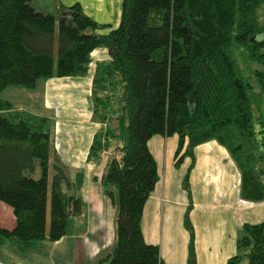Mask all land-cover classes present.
I'll list each match as a JSON object with an SVG mask.
<instances>
[{
	"label": "trees",
	"instance_id": "1",
	"mask_svg": "<svg viewBox=\"0 0 264 264\" xmlns=\"http://www.w3.org/2000/svg\"><path fill=\"white\" fill-rule=\"evenodd\" d=\"M57 10L54 16L30 0H0V93L84 75L93 49L106 48L109 61L93 82L109 105L117 92L121 107L116 125L96 132L89 146V155L98 154L117 142L100 178L116 203L115 237L98 264H164L141 229L143 206L159 178L148 147L154 135L177 136L175 166L185 156L193 160L196 145L216 140L240 171L243 197L264 200V0H122L117 26L102 34L97 29L110 25L93 20L78 2ZM91 97L96 113L101 96L92 89ZM10 108L0 97V201L15 218L12 228L0 226V245L14 239L15 250L25 252L36 240L61 239L69 217L84 212V169L70 172L59 163L45 117ZM183 186L189 193L188 174ZM189 208L186 264H196ZM241 230L236 247L245 253L224 264L244 258L264 264V220Z\"/></svg>",
	"mask_w": 264,
	"mask_h": 264
},
{
	"label": "crops",
	"instance_id": "2",
	"mask_svg": "<svg viewBox=\"0 0 264 264\" xmlns=\"http://www.w3.org/2000/svg\"><path fill=\"white\" fill-rule=\"evenodd\" d=\"M121 1L58 0L55 2L53 0V4L49 0H42V4H40L41 0H34V5L32 6L37 11L51 13V11L43 9V7L48 5L53 7L55 5L57 9L58 4L70 6L78 2L83 11L93 20L110 25V27L97 29L96 32L102 34L117 26L121 12ZM110 18L116 20L113 23L114 26ZM96 49H93L91 54L99 51L104 60V52ZM87 73L88 70L81 77L90 78V75L87 76ZM59 78L50 77L41 80L43 81L41 84L43 88L41 94L45 102V104H40L41 109H37L38 105H35L36 92H26L28 94H24L26 90H21L19 93L23 94L26 100H31V103H19L16 105L12 100L10 102L9 99H5L11 103V108L7 112L18 113L21 116L36 115L50 120L54 115L48 114L47 110L51 109V106L53 107L52 103L55 101L51 97L59 96L58 88L65 82L64 80H58ZM90 81H93V79H90ZM39 83L38 81L35 87ZM91 84L73 87L68 92V100L77 103L78 100L84 98L88 99L89 102ZM74 92L75 96L73 98L71 96ZM16 100L18 99L16 98ZM30 106L32 111L28 110ZM79 110H76L74 113L67 110L63 114V123H66L64 121L67 119L71 121L74 115L80 119L81 114ZM85 113H87L85 114L86 116L82 118L86 122L79 124L84 125L85 129H87L84 139L80 137L77 130H73L74 128L77 129L75 126L77 125L76 120H74L72 130H70L71 134L69 133L70 131L61 132L60 141L56 142L53 147V151L63 167L70 171L74 170L73 172H76L79 168L84 169V180L80 189V195L85 206L83 222L80 223V232L76 235L66 233L57 241L40 240L42 243L41 251L33 250L38 257L36 263L21 262L19 252L17 251L18 257H15L16 250L10 248L11 251H15L5 264L12 262L21 264H73L76 261L85 264L86 261L91 262L98 258L97 252L99 250L100 238H102V232L108 225L107 204L110 203V200L104 194L100 180L107 160L103 163L102 159H99V153H91L89 155V146L93 135L97 132L94 131L93 125L99 124V122L91 114L92 111L89 105ZM64 127L67 128V125L64 124ZM54 132L50 128V139ZM81 140H83L82 143ZM148 147L156 161L159 178L143 206L141 229L146 242L159 246V254L164 264H186L189 232L184 222L187 207L190 203L188 221L191 223L194 232L196 264H224L231 256L237 254L236 239L241 232L243 224L258 223L264 218V200L252 201L243 197L241 193L240 171L239 169L237 170L238 167L229 151L216 140H207L196 145L193 149V160L190 156H185L178 166H175L177 159L176 135H154L149 139ZM184 147L185 144L178 156L184 152ZM197 167L198 169L200 168L198 172L195 171ZM184 170L188 174L190 190L192 189L191 191L189 190V193L183 186L184 175L186 174ZM193 171L197 172V176H201L200 178L206 177V182L208 183V186L205 188L206 190H203L202 186L199 185L192 186L193 177L195 180ZM197 176L196 178L199 179ZM221 198L227 200L225 206L221 205ZM214 200H217L221 207L215 205L213 203ZM3 215L4 210L1 218ZM14 219L11 222L9 221L10 226L3 227L12 228ZM95 236L96 240L94 239ZM65 240L67 245L63 246ZM0 247L2 246L0 245ZM59 248L65 250L64 257L62 258L60 257ZM61 249L60 251L62 252ZM53 251L56 252L53 253ZM57 258L60 260V263L57 262ZM244 263L243 261L241 264Z\"/></svg>",
	"mask_w": 264,
	"mask_h": 264
},
{
	"label": "rangeland",
	"instance_id": "3",
	"mask_svg": "<svg viewBox=\"0 0 264 264\" xmlns=\"http://www.w3.org/2000/svg\"><path fill=\"white\" fill-rule=\"evenodd\" d=\"M49 1L53 2V0H49ZM56 1H58V0H55V2ZM30 4L34 5V0H30ZM40 4H42V0H41ZM43 4H47V3H43ZM53 4H54V2H53ZM43 9H47L48 11H51L52 15L57 16L58 10L56 9L55 5H53V7H50V5H48L46 7H43ZM112 15H113V12H112ZM110 19H111L110 21H111L112 25L114 26L113 23L116 20H113V18H110ZM260 19L264 20V12H262V11H261V18ZM96 50H102V52H104V60H103V57L101 56V53L99 51L98 52L97 51L93 52L91 54L90 62L88 64V66H89L88 67V73H87V76L90 75V78L81 77L82 75H78V76H73V77H60L58 79V80H64L65 82H63L58 88L59 89V91H58L59 96H52L51 97L55 101H53V103H52L53 107L51 106V109L47 110L48 114L54 115L53 118H51L47 122V125L50 126V128H52L53 131H55L53 133V135L51 136V145H52V147H54L56 142L58 143L60 141L61 132H63V131H68L69 132L70 130H72V125L74 123L73 122L74 120H76V124L77 125H75V126L77 127V129L74 128L73 130H77L79 132V134H80V137L82 139H84L87 129H85L84 125H79V124H82V123L84 124L86 122V120L83 119L82 117L86 116L85 114H87V113H85V111H87V106L88 105L91 107V111H92L91 114L94 116L95 120L99 122V124H94L93 125L94 128H95L94 131L98 132L99 130H104L108 126H115L116 123H117L116 119L114 117L116 116V114H118L119 109L121 107L120 102H119V94L116 92V94L113 96L112 100L110 101V105H109L108 103H106L105 98L102 97L103 90L100 88L101 86H100L99 82L90 81V79H93L94 76L100 77L102 75L101 74V72H102L101 69H102L103 65L107 64L108 61H109L107 50H106L105 47L99 46V47H97ZM41 80H43V79H39V82H40L39 85L37 87H35L33 90H31V91H29L30 89H24L21 86H8L0 93V97L3 98V99H9L10 102L12 100L13 103L16 104V105H18L19 103L20 104H25V103L26 104H28V103L30 104L31 100L30 101L26 100V98L23 96V94H21L19 92H21V90H26L24 92V94H28L26 92H32V93L36 92L35 94H37L36 95L37 98H35V105H38L37 109H41V105L40 104H45L43 96L41 94L42 89H43L41 87V84H42L43 81H41ZM91 82H92V84H91ZM87 84H91V86H90L91 95H92V89H93L94 90V95L101 96V101L99 103L98 111L96 113L93 111L94 107H93V100H92L91 96H89V102H88V99L86 100L84 98L81 99V100H78L77 103H75L74 101L68 100V95H69L68 92L71 91V89L73 87H77V86H81V85H87ZM18 88H21V89H18ZM110 93L111 92L108 91L107 95H109ZM73 96H75V92L72 94L71 97H73ZM16 98L18 100H16ZM260 105L262 106L261 111L264 114V96L260 100ZM78 109H80L79 110L80 111L79 113L81 114V118L80 119H78L77 116L74 115V117H72L71 121H68V119H67L66 121H64L66 123H63V121H62L63 114H65V112L67 110H70L71 112L74 113ZM28 110H31V106L28 108ZM101 113H107V116H108L109 120H105L104 122L99 121V115ZM64 124L67 125V128L64 127ZM256 129H257V131L260 130V128L258 126H257ZM69 133L71 134V131ZM82 141L83 140H81V143H82ZM116 144H117V142L113 141L107 151L102 150V151L99 152V154H100L99 155V159L101 158L103 163H104L105 160H108V157H110L112 155L114 156V155L117 154V150L115 149ZM52 162H53V156L51 155V158H50L51 166H52ZM261 163L264 164V155H263L262 160H261V162L259 164L261 165ZM199 169L197 167L195 169V171L198 172ZM237 170H238V168H237ZM52 171H53L52 168H50V172H52ZM73 171H70V172H73ZM195 171H193L194 176H195V180H194V177H193V181L191 183L192 186L199 185V186H202L203 190H206L205 188H206V186H208V183L206 182V177L200 178L201 176H197L198 173L195 172ZM223 171H225V170H223ZM186 174H187V172H186ZM38 175H39V169L36 166V170L33 173V176L37 177ZM196 176L199 177V179H197ZM262 182L264 184V176H262ZM188 190H190V184L189 183H188ZM199 194H200V191H199ZM221 200H222L221 205L225 206L226 203H227V200L226 199L223 200L222 198H221ZM213 203L215 205H217L218 207H221V206H219L220 204H219V202L217 200H214ZM107 205H108V207H107V221H108V225L104 229V231L102 232V234H103L101 236L102 238H100L99 250L97 252L98 258H96L95 260H92L91 261L92 263L86 261L85 264H98L100 258H102L107 252H110L111 247L113 246L114 237H115V233H114L115 224L114 223H115L116 203L113 204L110 201V203H108ZM3 210H4V215H3V217H2L3 219H2L1 216H2ZM83 215H84V212L81 214V216L77 215V216L69 217V219L67 221V225H66V229H67L66 233H68L70 235L71 234H75L76 235V234H78L80 232V223L83 222ZM12 216H13V213H12L11 208L9 206H7L4 202L0 201V224H2L0 226H10L9 223L14 218V216H13V218H12ZM262 220H264V218ZM241 234H242V230H241L240 234H238V237ZM94 239L96 240V236L94 237ZM69 242H70V239H69ZM64 243H63L64 244L63 246H66L67 245L66 240H65ZM15 244L16 243H15L14 239H8V240H6V242L1 244L2 247H0V264H5L7 259H9V257L13 254V252L15 250L11 251L10 248H14L15 249ZM41 244L42 243H41L40 240H36V241L33 242L31 248H29L25 252H19V256H21L20 261L24 262V263H36V261H38V257L36 256V254L34 253L33 250L42 249V245ZM60 249L61 248H59V253L61 254L60 257L62 258V257H64L65 250L61 249L62 250V252H61ZM245 250L246 249H240L238 251V249H237L236 252L239 253L240 255H242V254L245 253ZM16 252L17 251H15V253ZM55 252L56 251H53V253H55ZM68 253L71 255L70 252H68ZM15 257H18V252L15 254ZM13 258H14V256H13ZM59 261L60 260H58V258H57V262H59ZM243 261L245 262L244 264H246L247 261H246L245 258L240 262V264ZM106 263H107L106 261H103L101 264H106ZM73 264H81V263L76 261Z\"/></svg>",
	"mask_w": 264,
	"mask_h": 264
}]
</instances>
